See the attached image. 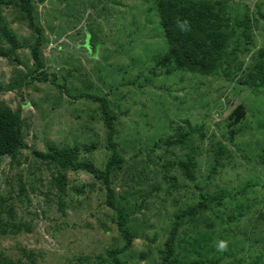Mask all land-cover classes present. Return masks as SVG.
Listing matches in <instances>:
<instances>
[{"label": "rangeland", "instance_id": "rangeland-1", "mask_svg": "<svg viewBox=\"0 0 264 264\" xmlns=\"http://www.w3.org/2000/svg\"><path fill=\"white\" fill-rule=\"evenodd\" d=\"M221 1L231 16L247 10L264 14V0ZM57 4L49 0L38 12L49 37L43 48L51 65L47 70L59 73L67 92L50 82L30 81L34 65L27 47L32 43L27 26L12 23L19 43L25 45L18 51L19 60L0 57V105L22 111L27 144L16 162L0 164V198L9 199L5 210L15 207L10 225L22 226L0 235V256L22 264H81L82 258L93 260L123 244L113 222L115 211L105 205L106 190L99 181L82 171L69 172L62 207L51 182L54 170L33 155V150L78 144L89 150L81 160L102 168L109 151L101 109L78 95L108 93L118 114V141L127 160L114 176L118 202L135 212L130 228L136 239L122 257L127 264H164L160 252L171 220L179 210L199 201L198 188L216 194L248 181L264 185V132L260 130L264 89L242 85L244 72L237 75L236 69L226 77L168 71L173 66L162 62L168 49L163 29L155 14L147 17L155 0H66L61 7ZM251 40L256 49L264 46L262 18ZM241 58L245 64L250 62L249 56ZM239 106H244L246 116L235 127L236 139L230 141L229 123ZM188 132L192 135L184 146L166 144ZM217 141L227 149L222 167L216 166L213 156ZM186 156L196 164L192 180L177 165ZM213 168L217 171L208 179ZM165 175L175 178L173 184ZM20 176L26 191L21 195ZM248 198L264 201V189L257 187ZM142 202L144 207H138ZM239 226V251L230 255L247 264L250 251L264 254V203H258ZM242 241L250 248L247 253ZM185 248L191 246L180 244L176 254L183 257Z\"/></svg>", "mask_w": 264, "mask_h": 264}, {"label": "trees", "instance_id": "trees-1", "mask_svg": "<svg viewBox=\"0 0 264 264\" xmlns=\"http://www.w3.org/2000/svg\"><path fill=\"white\" fill-rule=\"evenodd\" d=\"M48 1L0 0V57L10 62L19 60L18 51L25 45L19 43L12 23L27 26L32 36V43L27 47L34 65L30 81L50 82L59 90L64 89L67 92L65 85L60 84L59 73L47 70L51 65H48V60L43 54V48L49 44V37L40 22L38 10L39 6ZM52 1L58 2L57 6L61 7L66 0ZM227 7L226 2L221 0H155V4L147 9V17L150 13V16L155 14L163 29V37L168 49L162 62L165 65L172 64V70H168L170 72L184 71L206 76L226 77L232 73L230 72L232 69H236L237 75L241 71L244 72L242 85L264 89V46L256 49L255 43L251 40L253 29L258 25L259 18L264 20V14L259 11L255 15L247 10L240 15L231 16L226 12ZM8 15H12L13 19L9 20ZM252 48L255 51L252 52ZM242 56H249L250 62L245 64ZM49 60L51 61V58ZM109 96L108 93L103 96L78 95L79 98L98 103L101 109V120L107 129L106 143L109 151L107 161L102 168L81 160L84 151L89 150L78 144L51 146L44 151L33 150V155L40 159L41 163L54 170L51 182L57 190L60 206L63 207L64 195L68 190V173L82 171L101 183L102 189L104 187L106 190L105 205L115 211L113 222L117 226L123 244L108 248L105 254L93 260L82 258L81 264H127L122 255L133 247L136 239L130 228L135 212L119 205V196L115 187L114 176L124 168L127 160L121 153V144L118 141V114L112 108ZM245 116L244 106H239L233 121L229 123V126L231 125V130L228 132L230 141L236 139L238 131L235 127L243 122ZM23 125L22 111L0 105V164L5 160H10V163L16 162L23 150L27 148ZM261 126L260 130L264 132V125ZM191 135V132L185 133L175 140H167L166 144L171 147L184 146ZM226 150L223 142L217 141V147L213 150L217 167H222L220 161L224 158ZM257 156L259 158V155ZM177 165L186 178L190 180L194 178L196 164L190 156L180 160ZM216 171L217 168H213L211 172L209 170L207 178H210V173ZM164 177L171 184L175 181V178L167 175ZM19 181L18 191L21 195L26 192L22 176ZM257 187L264 189V185L251 181L234 190H220L216 194H209L203 191L204 189L198 188L199 201L174 214L164 248L160 252L161 261L164 264H226L225 262L229 260L228 264H244V261L239 258L240 261H236V256L233 257L230 253L233 252L234 255L239 251L238 244L241 238L237 232L240 231V221L248 217L258 203H264L257 198L254 200L248 198V195ZM120 198H124L122 194ZM6 203L9 204L8 198H0V235H6L8 228L22 227L21 224L10 225L9 220L15 214V207L9 206L5 210ZM138 207H144V202ZM136 209L139 210V208ZM196 221L198 226L193 225ZM186 225L188 228L185 231L183 229ZM182 232L183 235H181ZM185 233H192L193 236L188 237ZM182 243H186V247L189 245L191 248H185L183 257H180L176 254V249ZM241 243L244 245V252L247 253L250 249L245 245L247 242ZM250 252L248 258L251 260L247 264H264V254L258 255L259 252L254 253L253 250ZM28 256H32V253ZM190 258L193 260L189 261ZM0 264H22V262H15L1 254Z\"/></svg>", "mask_w": 264, "mask_h": 264}]
</instances>
